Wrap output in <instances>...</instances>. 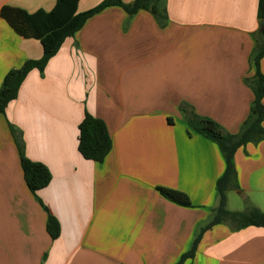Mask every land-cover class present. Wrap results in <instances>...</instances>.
<instances>
[{"label": "crops", "instance_id": "1", "mask_svg": "<svg viewBox=\"0 0 264 264\" xmlns=\"http://www.w3.org/2000/svg\"><path fill=\"white\" fill-rule=\"evenodd\" d=\"M103 1L80 0L77 12ZM55 6L0 0V11ZM165 8L161 24L146 11L128 22L118 7L91 18L43 74H29L0 115V264H178L211 221L227 163L216 143L188 134L181 109L240 132L255 100L245 80L257 70L259 0H165ZM42 57L39 41L18 36L0 17V88L11 70ZM86 113L106 124L113 141L102 164L79 152ZM9 124L26 157L51 173L37 197ZM235 166L240 190L231 191L239 202L230 209L229 195L228 210L250 203L264 212V141L239 149ZM159 187L187 194L193 207L171 202ZM49 215L60 224L57 240L47 232ZM185 264H264V228L216 226Z\"/></svg>", "mask_w": 264, "mask_h": 264}, {"label": "trees", "instance_id": "2", "mask_svg": "<svg viewBox=\"0 0 264 264\" xmlns=\"http://www.w3.org/2000/svg\"><path fill=\"white\" fill-rule=\"evenodd\" d=\"M79 2L80 0H56V6L50 12L28 13L13 7L2 8L0 17L18 36L41 43L43 57L37 61H27L21 68L13 69L7 74L0 88V115H5L10 104L18 99L20 89L29 74L34 70L43 74L49 61L57 55L67 40L73 39L88 20L106 9L112 7L123 9L128 15V22L140 11L151 13L160 24L167 20L165 0H135L131 4H126L122 0H104L84 13L77 12ZM258 17L262 24L264 22V0H259ZM255 37L257 46L251 60L257 70L252 79L245 80V83L252 89L255 100L248 119L237 135L227 133L219 123L210 118L198 116L194 111H188L184 107L181 109L187 117L188 134L191 135V131H194L216 143L225 157L227 169L216 185L219 202L213 210L211 221L200 229L191 250L181 258L178 264L194 260L204 234L216 226L228 225L233 231L249 227L264 228V212L252 204L248 203L247 209L243 212H231L227 208L228 192L240 190L235 166L236 153L248 144L257 145L264 141V76L260 72V61L264 58V36L258 33ZM9 127L19 151L26 185L29 191L37 197L38 192L47 188L51 183V173L43 164L33 162L26 157L17 130L11 124ZM78 148L84 159L98 164L104 163L113 148V141L106 124L86 113L79 126ZM157 190L163 197L179 206L193 207L189 196L181 191L163 187ZM47 232L53 240H57L61 233L60 224L52 215H49L47 221Z\"/></svg>", "mask_w": 264, "mask_h": 264}, {"label": "rangeland", "instance_id": "3", "mask_svg": "<svg viewBox=\"0 0 264 264\" xmlns=\"http://www.w3.org/2000/svg\"><path fill=\"white\" fill-rule=\"evenodd\" d=\"M228 196L230 195L231 203H230V209H237V202H239V198L232 192H228Z\"/></svg>", "mask_w": 264, "mask_h": 264}, {"label": "water", "instance_id": "4", "mask_svg": "<svg viewBox=\"0 0 264 264\" xmlns=\"http://www.w3.org/2000/svg\"><path fill=\"white\" fill-rule=\"evenodd\" d=\"M261 33L264 35V22L261 24Z\"/></svg>", "mask_w": 264, "mask_h": 264}]
</instances>
